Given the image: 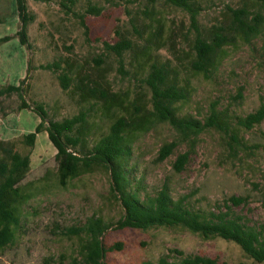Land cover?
Masks as SVG:
<instances>
[{
	"label": "rangeland",
	"instance_id": "1",
	"mask_svg": "<svg viewBox=\"0 0 264 264\" xmlns=\"http://www.w3.org/2000/svg\"><path fill=\"white\" fill-rule=\"evenodd\" d=\"M26 2L34 16L27 27L28 46L20 42L22 22L16 0H0V39L12 37L0 44V88L24 82L23 99L30 106L21 110L23 99L17 93L0 98V140L13 142L15 151L31 157V170L19 184V224L13 227L10 244L0 249V264H88L89 236L85 226L92 218H101L110 225L100 238L106 250L103 264L157 263L164 257L170 261L182 259L176 252L209 258L216 264H257L239 245L222 238L205 239L180 227L121 228L118 222L125 212L112 195L111 176L104 168L70 180L65 187L59 184L57 150L48 134H39L34 147L24 143L23 136L34 132L40 123L34 112L36 105H42L49 120L54 121L90 111L92 129L86 149L108 132L111 122L109 116L101 114L99 106L78 103L79 97L73 98L63 90L59 80L63 62L74 61L96 74L95 60L104 55L102 74L113 91L130 97L147 93L144 79L148 68L137 62H143L142 58L133 60L128 54L122 72L115 55L105 56L104 43L114 44L116 28L128 25L125 5L81 0L70 12L61 6L63 0ZM89 2L103 7L102 14H84ZM200 3L203 10L198 21L203 31L225 24L227 5H252L250 0ZM138 6L129 4L128 8L136 12ZM157 7L163 15L165 39L174 34L177 50L189 51L195 37L190 16L166 5L165 0H160ZM253 9L259 10L257 6ZM79 15H84V23ZM225 50L219 68L208 76L178 66L179 83L187 85L190 96L177 104V109L179 117L205 123L216 107L227 131L207 128L194 135L166 123L157 124L149 132L138 134L131 143V163L138 164L133 176L144 179L142 195L155 194L167 184L175 200L185 196L190 206L206 212L213 211L218 204L223 207L231 196L246 197V203L232 207L233 210L264 231V122L251 130L239 124V118L257 110L264 97V28L250 44L237 39ZM154 57L179 65L166 50L154 52ZM49 65L52 68H47ZM172 142L177 144L174 153L159 162L160 149ZM184 153H189V162L178 173L174 164Z\"/></svg>",
	"mask_w": 264,
	"mask_h": 264
},
{
	"label": "trees",
	"instance_id": "2",
	"mask_svg": "<svg viewBox=\"0 0 264 264\" xmlns=\"http://www.w3.org/2000/svg\"><path fill=\"white\" fill-rule=\"evenodd\" d=\"M81 0H63L61 6L70 12ZM111 6L125 5L129 16L128 25L118 26L115 30L117 41L105 42V56L115 55L120 70L125 68L126 55H131L139 64H146L144 83L147 93L142 92L130 97L127 93L112 90L107 77L102 74L105 57L95 60L96 74L79 67L74 61L63 62L59 80L64 91L79 102L99 106L101 114L111 119L108 132L101 135L92 148L86 149L92 123L90 111H80L78 115L62 121L49 120L42 105H36L34 112L40 123L35 131L24 135V143L34 147L39 134L46 132L57 150L58 181L65 187L70 180L91 172L96 168L108 170L111 176L113 197L120 201L124 216L118 222L121 228L150 229L153 227L184 228L205 239L222 238L240 246V248L257 264H264V231L250 224V221L237 214L232 207L246 203V197L231 196L224 201V206L217 205L210 212L197 210L189 205L187 197L175 200L169 186L165 184L155 194L142 195L144 179L133 176L138 170L136 162L131 163L133 148L131 143L140 133L149 132L155 125L166 123L182 133L198 135L207 128H216L223 132L227 129L222 123L220 113L213 107L205 123L193 118L178 116L177 104L187 101L190 92L187 85L179 83L180 68L193 74L208 76L216 71L225 53V47L237 39L250 44L261 35L264 28V0H250L251 6L242 5L232 8L227 5L225 24L213 25L203 31L198 17L203 8L200 0H165V4L186 12L190 16L191 29L195 31L189 51L179 52L175 35L164 37L165 24L157 4L160 0H103ZM22 28L19 32L20 42L28 46L27 27L34 20L29 13L26 0H16ZM129 4L139 5L136 12L129 9ZM253 6L259 8L258 11ZM104 8L89 2L85 13L99 16ZM161 16V18H159ZM84 23V15L80 16ZM88 31V30H87ZM191 32V31H189ZM12 37L0 39V44ZM168 48V49H167ZM170 52L179 65L170 61H159L154 52ZM70 60V59H69ZM57 68L60 69L57 65ZM47 68H52L48 66ZM24 84V82H22ZM23 84L8 85L0 88V98L17 93L23 99ZM239 93V98H241ZM22 101L21 110L29 108ZM264 122V97L260 106L253 113L239 118L240 126L251 130ZM14 143L0 140V249H4L13 239V227L19 224L20 187L19 184L31 170L30 155H22L14 150ZM175 142L162 146L158 161L169 158L176 149ZM189 162V153L180 155L174 164L176 172L185 170ZM223 208L226 210L224 211ZM89 236L87 249L88 264H103L106 250L101 244V236L110 228L101 218H92L85 226ZM119 247V246H118ZM115 247H112L114 249ZM121 248V247H119ZM183 257L170 261L161 258L157 263L142 264H216L214 260L202 256H189L176 252ZM64 264V263H60Z\"/></svg>",
	"mask_w": 264,
	"mask_h": 264
}]
</instances>
